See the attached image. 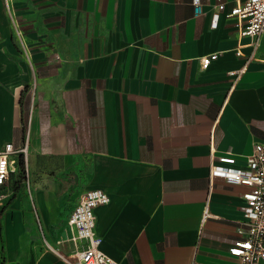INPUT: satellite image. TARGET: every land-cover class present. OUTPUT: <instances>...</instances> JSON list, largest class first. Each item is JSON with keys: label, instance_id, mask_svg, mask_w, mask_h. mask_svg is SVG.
<instances>
[{"label": "crops", "instance_id": "crops-1", "mask_svg": "<svg viewBox=\"0 0 264 264\" xmlns=\"http://www.w3.org/2000/svg\"><path fill=\"white\" fill-rule=\"evenodd\" d=\"M200 1L0 0V148L28 139L30 180H9L0 264H63L90 188L119 264H238L248 187L211 185L209 143L236 168L264 144V33L254 51L236 0Z\"/></svg>", "mask_w": 264, "mask_h": 264}, {"label": "built area", "instance_id": "built-area-1", "mask_svg": "<svg viewBox=\"0 0 264 264\" xmlns=\"http://www.w3.org/2000/svg\"><path fill=\"white\" fill-rule=\"evenodd\" d=\"M196 14L200 12V0H193ZM218 9H223L220 3ZM234 16L240 26L241 35H250L254 42L249 44L253 50L258 47L264 33V0H236L228 12ZM216 22V18L214 19ZM218 53H211L201 58L202 66L207 67ZM251 56V54H250ZM244 68L230 71L234 80H238ZM209 179L213 185L216 177H223L228 183L243 184L248 187L243 197L244 224L246 236L234 241L229 251L238 259V264H264V144L255 143L251 153L245 155L246 166L236 168V155L230 150H220L211 139L209 143ZM24 160V175L19 174V157ZM28 139L21 147L13 142H6L0 148V207L10 195L8 183L14 177L15 182H23L30 186L27 166ZM108 193L101 188H90L82 192L78 203L71 212L68 223L73 229L71 241L73 250L64 252L55 249L63 264H119L101 248L102 238L95 231L97 207L109 203ZM213 216L205 203L202 213L203 221Z\"/></svg>", "mask_w": 264, "mask_h": 264}, {"label": "trees", "instance_id": "trees-1", "mask_svg": "<svg viewBox=\"0 0 264 264\" xmlns=\"http://www.w3.org/2000/svg\"><path fill=\"white\" fill-rule=\"evenodd\" d=\"M18 166H19V174L24 175V169H25L24 168V160L21 156L19 157Z\"/></svg>", "mask_w": 264, "mask_h": 264}]
</instances>
